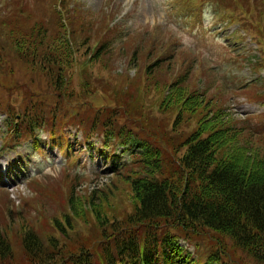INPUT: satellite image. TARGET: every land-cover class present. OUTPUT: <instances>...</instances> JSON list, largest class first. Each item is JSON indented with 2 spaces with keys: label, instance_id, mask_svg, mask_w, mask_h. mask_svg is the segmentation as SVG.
<instances>
[{
  "label": "rangeland",
  "instance_id": "rangeland-1",
  "mask_svg": "<svg viewBox=\"0 0 264 264\" xmlns=\"http://www.w3.org/2000/svg\"><path fill=\"white\" fill-rule=\"evenodd\" d=\"M225 2L229 11L215 13L213 1L197 5L199 0H78L79 4L72 0L69 16H64L76 15L77 23L66 30L75 31L73 38L78 42L71 56L59 63V73H64L67 84L56 93L44 76L31 77V67L19 58L6 62L4 71L0 70V229L10 239L12 259L0 258V264H26L21 241L29 227L44 246L55 243L77 251L80 248L75 245L81 244L91 252L99 251L98 224L122 220L132 212L135 201L128 184L105 172L108 165L102 155L115 152V147L105 151L95 143L103 139V120L108 116L112 126L127 130L132 128L131 118L144 119L139 122L145 126L143 131L152 127L151 133L157 136L151 140H158L166 149L193 134L196 120L202 123L205 118L203 122H211L207 131L214 134H221L223 126L232 127L234 136L218 144L220 152L232 150L229 154L240 162L248 157L245 154L264 153V0ZM53 5V0H0V31L8 32L5 22L17 16L21 30L44 22L55 32ZM230 17L241 22L244 32L236 24L222 23ZM95 41L109 42L112 48L98 61L89 56ZM137 48L142 52L135 58ZM157 55L164 56L165 62L154 76H147V66ZM184 74L188 75L183 84L187 93L194 91L204 97L196 111L182 113L180 123H175L176 109L168 112L161 104L166 105L173 94L169 91L171 79ZM84 81L89 82L92 94L89 101L76 103ZM125 85L131 86L130 91ZM155 85L157 88L151 87ZM144 87L148 96H143ZM28 89L38 96L37 104L55 96L47 103V119L53 113L54 118L67 116L72 123L63 117L56 125L44 126L35 140L34 134H25L24 139V133L19 140L13 138L1 110L5 104L20 106ZM209 116L213 120H207ZM95 119L100 123L94 125ZM85 142H94L92 157ZM70 191L83 216L62 237L51 227V220L65 211ZM185 242L182 246L201 262L213 251L208 235L193 245ZM226 245L231 264H248L240 251Z\"/></svg>",
  "mask_w": 264,
  "mask_h": 264
},
{
  "label": "trees",
  "instance_id": "trees-1",
  "mask_svg": "<svg viewBox=\"0 0 264 264\" xmlns=\"http://www.w3.org/2000/svg\"><path fill=\"white\" fill-rule=\"evenodd\" d=\"M53 1L52 9L56 10L51 15L58 27L55 32L44 22L21 30L17 16L4 21L9 31H0V70L3 72L2 68L17 57L31 67V77L44 76L56 93L67 84L64 73H59V63L71 56L78 41L73 38L75 31L66 30L67 26L72 28L77 23L76 15L64 16H69L72 0ZM15 19L18 26L13 24ZM93 45L89 56L96 61L112 49L109 42L95 41ZM141 52L137 48L134 57ZM166 57L169 58V53ZM164 60V56L158 55L151 59L147 76H154ZM187 77L184 74L171 79L169 91L173 94L166 105L161 104L165 111L176 109L175 123H180L182 113L196 111L204 97L194 91L187 93L183 85ZM125 87L130 91V85ZM151 87L157 88V85ZM142 89L143 96H148V88ZM78 90L76 103L89 101L87 98L92 94L89 82L84 81ZM31 93L28 89L20 106L5 104V110H1L7 117L5 126L17 140L23 133L25 139V134L33 135L35 129L43 130L48 124H58L56 121L63 117L67 119V116L54 118L53 113L47 119L46 110L50 106L47 103L55 96L37 104L38 96ZM105 119L108 120H103L101 146L115 147V152L103 155L109 162L107 173L128 184L135 201L132 212L122 220H103L98 224L101 242L97 248L100 250L94 252L81 244L75 245L80 248L77 251L55 243L44 246L35 229L29 227L21 241L26 264H231L225 252L227 243L240 251L241 259H246L248 264H264V153L261 156L257 152L245 154L248 157L240 162L236 155L229 154L232 150L227 154L220 152L218 144L234 136L232 127L223 126L221 134H214L212 130L207 131L211 122H203L205 118L202 123L196 120L198 126L193 134L172 142L168 149L158 140H151L157 136L156 132L155 136L151 133L152 127L143 131L144 124L139 125L144 122L142 118H131L129 130L125 126H112L109 116ZM66 122L72 123L71 118ZM99 123L100 120H93L94 125ZM89 145L91 148L93 144ZM77 210L78 204L70 191L65 211L51 220L53 230L62 237L73 231L72 222L83 216ZM205 235L211 237L213 251L199 262L179 242L183 238L184 243L188 240L193 245ZM9 240L0 229L1 259H12Z\"/></svg>",
  "mask_w": 264,
  "mask_h": 264
}]
</instances>
